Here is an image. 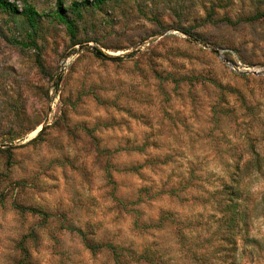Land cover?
Segmentation results:
<instances>
[{
	"label": "rangeland",
	"instance_id": "374dc122",
	"mask_svg": "<svg viewBox=\"0 0 264 264\" xmlns=\"http://www.w3.org/2000/svg\"><path fill=\"white\" fill-rule=\"evenodd\" d=\"M7 1L42 15L34 49L15 44L23 17L0 10V206L23 229L12 264H43L45 236L48 264H206L187 233L213 202L218 264L264 253L255 213L236 216L252 200L244 161L264 157V0H87L79 19L69 7L83 0H61L74 39L56 0ZM213 155L226 172L205 196Z\"/></svg>",
	"mask_w": 264,
	"mask_h": 264
},
{
	"label": "clouds",
	"instance_id": "9594fccd",
	"mask_svg": "<svg viewBox=\"0 0 264 264\" xmlns=\"http://www.w3.org/2000/svg\"><path fill=\"white\" fill-rule=\"evenodd\" d=\"M83 118L86 119L87 117ZM145 130L147 131V129ZM233 143H236L235 138H233ZM149 151L153 153L156 152L155 149H149ZM207 154L208 153H205V155ZM210 159L216 161V163L214 166L206 167L205 171H210L214 175L211 179L205 176L204 179L198 181V183L203 184L204 189L207 190V192L200 193L205 196H208L209 193H214L218 189L219 185L216 177L223 176L226 172L224 165L219 163L216 156H210ZM224 159L227 160L229 166H231L234 158L224 157ZM121 160L128 161L129 157L126 154H122ZM244 168L245 172L244 177L241 179V183L244 185L245 191H247L256 202V207L254 209L255 215L251 224V234L253 239L259 241L261 245H264V157L246 159L244 161ZM198 175H202V173H198ZM160 178L161 177H157V180ZM185 178H188L186 170ZM257 185H259V187H257ZM208 198L210 199V197ZM194 211L204 213V224L201 228L188 232L187 235L194 244L202 245V247L195 250L205 258L206 264H218L219 257L216 256L214 252L218 246L219 236L217 233L220 226L216 221L209 219V216L213 215L219 218L220 213L214 211V202L213 204L198 207ZM99 219L104 221V228L112 232L123 229L122 239H136V237L132 236L128 231L127 224H115L112 222L111 216H102ZM22 230L19 215L10 208L6 210L5 207L0 206V264H12V257L15 256L14 242ZM197 236L200 239L197 240ZM206 241H211V243H206ZM43 245L44 251L38 253V255L43 258V264H48V261L52 260L53 257L51 255V241L46 236L43 239ZM65 246L71 248L72 241H65ZM261 257H264V253L257 249L256 258L251 260L248 258H238V264H264V258ZM74 259L75 256H73L72 259H66L65 264H73ZM202 264H204V262H202ZM219 264H222V261H220Z\"/></svg>",
	"mask_w": 264,
	"mask_h": 264
},
{
	"label": "trees",
	"instance_id": "16d2710c",
	"mask_svg": "<svg viewBox=\"0 0 264 264\" xmlns=\"http://www.w3.org/2000/svg\"><path fill=\"white\" fill-rule=\"evenodd\" d=\"M104 1L105 0H92L91 2L95 6H98ZM91 2H87V0H83L81 2H73L69 7V11L75 15L76 19H79L80 18V11L82 9H85L86 7L91 6V4H90ZM0 10L8 12V13H12V14H19L23 17V19L26 23V26L28 28V35H27V41L28 42L22 43V42L15 41V44L20 46V47L31 46L32 48L36 49L35 38L37 37L39 19L42 15L38 14L31 6H29L27 4H23L22 8L20 10H18L14 4L8 2L7 0H0ZM52 18L57 23H59L65 27V30L68 33V36L70 39L75 38V34H76L75 27H74L75 21H74V19H69L66 17L64 9L62 7L61 0H56L55 7H54V10L52 12ZM96 54L104 57L102 54H100V52H97ZM35 64L37 65L38 68H42L41 62L39 61V58H38V54L35 55ZM229 193L230 194H227V196L229 197L228 205H231L232 201H233L232 199L236 197V193H238V192L231 191ZM244 207H245V209L243 210V212H241L238 215L236 214V216L238 217V220L240 221V223L242 225L245 224V220L247 219V216L250 215L249 213H254V209L256 207V202L252 198L251 206H249V208H247V204H246ZM230 212L232 213V217H233V210H230ZM229 221H232V219L230 218ZM231 230H232L231 227H229L226 231L229 232ZM230 238H232V241H234L232 232L229 233L226 240H228ZM239 239H241V236ZM232 241H231V243H232ZM116 264H119V262L117 260H116Z\"/></svg>",
	"mask_w": 264,
	"mask_h": 264
},
{
	"label": "water",
	"instance_id": "95a60500",
	"mask_svg": "<svg viewBox=\"0 0 264 264\" xmlns=\"http://www.w3.org/2000/svg\"><path fill=\"white\" fill-rule=\"evenodd\" d=\"M112 58H114V57H112ZM41 129H42V128L40 127V128L37 130V132H39Z\"/></svg>",
	"mask_w": 264,
	"mask_h": 264
}]
</instances>
